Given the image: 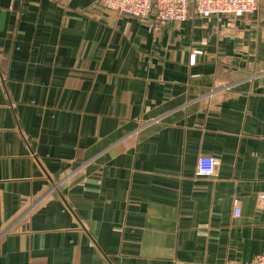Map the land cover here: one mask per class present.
I'll return each instance as SVG.
<instances>
[{
  "label": "crops",
  "instance_id": "0c3cea01",
  "mask_svg": "<svg viewBox=\"0 0 264 264\" xmlns=\"http://www.w3.org/2000/svg\"><path fill=\"white\" fill-rule=\"evenodd\" d=\"M262 193L264 0L158 32L0 0V264L249 263Z\"/></svg>",
  "mask_w": 264,
  "mask_h": 264
},
{
  "label": "built area",
  "instance_id": "2783aa9c",
  "mask_svg": "<svg viewBox=\"0 0 264 264\" xmlns=\"http://www.w3.org/2000/svg\"><path fill=\"white\" fill-rule=\"evenodd\" d=\"M102 8L119 15H129L147 24L149 31L158 32L169 23L185 21L191 13L203 18L223 16L238 17L258 10L260 0H98ZM193 61V58H192ZM217 160L210 155H200L196 163V174L211 177L215 173ZM264 210V193L260 195ZM264 264V253L249 263Z\"/></svg>",
  "mask_w": 264,
  "mask_h": 264
}]
</instances>
